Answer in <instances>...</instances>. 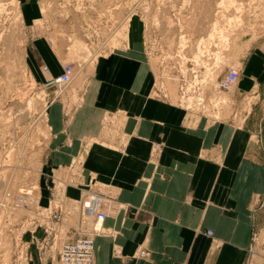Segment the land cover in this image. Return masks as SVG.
Wrapping results in <instances>:
<instances>
[{"label":"crops","instance_id":"0c3cea01","mask_svg":"<svg viewBox=\"0 0 264 264\" xmlns=\"http://www.w3.org/2000/svg\"><path fill=\"white\" fill-rule=\"evenodd\" d=\"M43 2L19 0L29 76L45 84L67 63L85 69L88 58L92 69L70 94H53L47 102L42 205L59 198L56 174L64 169L71 171L62 188L64 207L85 190L101 197L107 216L93 237V264H245L264 198V49L239 59L237 82L217 92L227 100L212 109L229 116L217 119L204 107L173 102L156 86L144 24L138 38L125 37L93 59L80 46L69 48L71 28L79 23L84 34L91 21L46 20ZM53 18L64 33L56 46L49 37ZM37 20H43V33ZM34 234L37 246L44 234ZM140 250L147 252L144 258L136 257ZM44 254L36 251L31 262L54 264Z\"/></svg>","mask_w":264,"mask_h":264},{"label":"rangeland","instance_id":"374dc122","mask_svg":"<svg viewBox=\"0 0 264 264\" xmlns=\"http://www.w3.org/2000/svg\"><path fill=\"white\" fill-rule=\"evenodd\" d=\"M221 1L44 0V5L40 9L46 20L49 17L63 19L65 16H73L91 21V25L87 26L84 34L79 28V23L71 28L72 32L69 37L74 39H70L69 48L72 50L80 46L82 50L87 51L88 57H93V59L101 52L117 48L125 37L129 41L131 37L138 38L142 24H144L143 43L146 59L155 74L156 86L166 90L173 102L179 100L183 105H190L198 111L201 107L196 105L197 100L199 97L206 96L208 88H211L208 85L215 86L217 78L221 77L225 67L233 66L238 69L239 59L246 52L259 48L264 49V0H226L225 3ZM127 16L129 19L126 18ZM235 16H240L239 20ZM54 18L53 31L49 37L52 44L56 46L55 44H58L59 41L63 43L64 33L59 30ZM94 22L95 25H93ZM36 23L40 33H43V20H37ZM134 23H136L138 31L131 28ZM214 23L217 25L215 26ZM218 29L224 31L226 38L220 37ZM131 31L133 35H131ZM211 32L219 34H214V38L209 39ZM26 34L19 9V0H0L1 198L8 188L7 180L10 177L8 168L11 163H15L14 160L17 158L16 154L18 156L20 148H23L24 144L28 142V145H25L27 148L24 146L22 154L24 159L21 155L23 160L19 161V169L23 170L21 171L23 175L21 174V178L12 187L14 190L8 188L11 198L6 207L12 208L3 209L0 212L2 214L0 218V236H2L0 237V264H33L31 257L36 251L39 252L41 246V243L38 244L39 247L33 246L31 242L35 239L34 233L41 230L40 227H36L37 229L33 232L32 223L40 224L42 222L38 214H40L41 208H45L40 198L39 181L43 171L44 146L49 140V132L44 122L45 113L42 114L41 111L54 93L47 90L43 84L36 83L26 70L24 65ZM77 37L82 41H76ZM198 44L199 46L202 44L199 53V50L196 49L199 47ZM203 48L205 49L203 50ZM196 55L199 57L196 58ZM88 57H82L85 58L82 60H86ZM89 59L86 61L85 69H77L71 83L60 93L63 98L90 74L92 63ZM181 76L187 84L185 98H180ZM197 83L202 86L206 84L204 88L207 89L199 91L193 89V84ZM54 89L55 87L52 88V90ZM214 96H217V93ZM219 99L226 101L227 97L223 95ZM219 99L216 98L217 102L214 100V103L209 105L206 102L204 108L208 109L209 115L213 118H226L229 116V112L222 115H215L216 113L212 112L214 107L219 106ZM40 116L43 118L41 119ZM2 164L10 165L4 166L7 169L3 170ZM70 173L69 169H64L56 174V190L59 196H62L61 201L65 196L62 190L65 187V181L70 183L68 181ZM31 186L35 188L32 189L34 192L30 198L33 202L28 203L24 209H13L14 199L20 188L25 189ZM58 201L59 198L55 199V204ZM261 203V220L256 226L249 258L245 264H264V198ZM64 204V219L59 227L60 240L54 244H51L50 241L48 245L42 244L41 249L45 253V257L50 256V259L53 257L54 264H58L55 250L67 239L65 233L67 232L68 235L74 233L73 229L69 232L67 227L77 223L76 200L68 198ZM27 246L28 248L24 249L27 252V260H24V255L22 258L18 257V250Z\"/></svg>","mask_w":264,"mask_h":264},{"label":"built area","instance_id":"2783aa9c","mask_svg":"<svg viewBox=\"0 0 264 264\" xmlns=\"http://www.w3.org/2000/svg\"><path fill=\"white\" fill-rule=\"evenodd\" d=\"M82 64H73L67 63L62 67L61 73L50 81L46 82L44 87L53 92L56 95H59L65 88L68 86L73 80L77 69H82ZM43 71H47V66L43 65L41 68ZM239 78V70L230 66L227 70L221 75L219 79H217V83L215 86L208 85L211 88H208L206 92V96L204 98H200L197 100L196 105L201 107V109L207 105L213 104L214 94L218 91L231 88ZM186 82L181 76L179 91L180 98H185L186 93ZM206 84H193V89H207L204 88ZM55 87L54 90L52 88ZM54 95V96H56ZM214 101V102H213ZM181 102V101H180ZM216 106V105H214ZM187 107H190L188 105ZM46 108V107H45ZM159 144H155L154 150H158ZM31 192L27 193L25 191H19L14 199V207L13 209L20 210L21 208L27 207V204L33 202L31 200ZM4 198L2 199V203H4V199L10 200L11 196L9 191H5L3 194ZM55 200H52L48 206L45 208H41L40 215L41 223L35 224L32 223L33 232L37 229L36 227H40L43 231L44 237L41 239V246L39 251L42 249L43 245H48V242L51 241V244L60 240L59 237V227L63 223L64 219V208L62 205L61 197L59 196L58 204H55ZM7 203V200L6 202ZM78 209H77V223L75 225H71V228L74 230L76 237L74 239H66L64 240L58 249L55 250L57 255V263L58 264H93V250L94 243L93 237L102 233V223L107 216V212L102 208V199L101 197L92 191L85 190L82 194L81 198L76 200ZM35 225V226H34ZM39 225V226H38ZM58 231V232H57ZM67 236V232L65 233ZM207 235H211V230H206ZM37 247H39L37 245ZM21 248L18 250V257L24 255V260H27V252L26 249ZM147 255V252L144 250H140L136 257L144 258Z\"/></svg>","mask_w":264,"mask_h":264},{"label":"bare ground","instance_id":"6f19581e","mask_svg":"<svg viewBox=\"0 0 264 264\" xmlns=\"http://www.w3.org/2000/svg\"><path fill=\"white\" fill-rule=\"evenodd\" d=\"M14 1V0H13ZM225 1L226 0H222L221 2H223V3H225ZM252 1V0H251ZM1 2H3V1H1ZM13 3V2H12ZM222 3V4H223ZM234 4V3H233ZM14 5V4H13ZM15 5H16V3H15ZM220 5H221V3H220ZM224 5V4H223ZM222 6V5H221ZM13 7V6H12ZM3 9V8H2ZM1 9V10H2ZM248 14V13H247ZM132 16H133V14H132ZM131 17V16H130ZM229 17V16H228ZM238 18V20H239V17L238 16H235V18ZM126 18H128L129 19V16H127ZM244 18H245V16H244ZM231 20V19H230ZM241 21H243V20H241ZM232 22V21H231ZM135 24L136 23H134V25L132 24V29L133 30H135V31H138V28L135 26ZM214 25L216 26L217 24L216 23H214ZM240 25V24H239ZM214 27V26H213ZM215 28H217V27H215ZM214 28V29H215ZM220 29H218V31H219ZM213 31H216V30H213ZM224 31L221 29V31H219V33H220V37H222V38H226V37H224L225 35H224V33H223ZM218 33V34H219ZM210 34V33H209ZM214 34H217V32L215 33H213V32H211V34L209 35L210 37H209V39L210 38H212L213 36H215ZM217 34V35H218ZM238 34V33H237ZM214 38V37H213ZM221 40V39H220ZM182 42V41H181ZM202 45V44H201ZM199 46V44H198V46L199 47H197L196 49H198L199 51H198V53L201 51V49H202V46ZM183 46H185L184 44H183ZM205 48H203V50H204ZM214 51V50H213ZM206 52V51H205ZM202 53V52H201ZM199 55V54H198ZM198 55H196V58H197V56ZM199 57V56H198ZM203 57V56H202ZM92 62V61H91ZM90 64V63H89ZM90 67V66H89ZM12 68V67H11ZM15 68V67H14ZM10 69V68H9ZM16 69V68H15ZM209 69V68H208ZM209 71V70H208ZM12 73H13V71H12ZM212 73V72H211ZM209 74H210V72H209ZM79 75V74H78ZM173 81V80H172ZM171 81V82H172ZM173 83V82H172ZM171 83V84H172ZM231 89V88H230ZM45 107L42 109V111H41V113L43 114V113H45ZM41 117V116H40ZM43 117H45V116H43ZM43 117H41V119L43 118ZM39 122V121H38ZM33 127V126H32ZM29 135V134H28ZM28 141V140H27ZM27 143V144H26ZM25 144H24V146L26 145H28V142H26ZM24 146H23V148L21 147L20 149V151H18L19 153H18V156H17V154H16V157L17 158H15L16 160H14L15 161V163H11V165L10 164H2V168H3V170L4 169H7L6 167H4V166H8V165H10L9 166V168H8V172H10V177H9V179L7 180V183H8V188H10V189H12V190H14L12 187L14 186V185H16V182H18V180L21 178V174L23 175V172L21 173V171H23V170H21V169H19V167H20V163H19V161H20V159H22V157H21V155L23 154V150H24ZM25 146V147H26ZM27 148V147H26ZM23 156V155H22ZM21 157V158H20ZM14 159V158H13ZM23 159H24V156H23ZM22 159V160H23ZM2 160V159H1ZM22 165V164H21ZM23 168V167H22ZM6 172V171H5ZM7 172V173H8ZM1 173V172H0ZM26 175V174H25ZM7 177V176H6ZM12 178V181L10 182V179ZM7 179V178H6ZM6 179H5V181H6ZM1 180V179H0ZM9 182H10V184H9ZM3 185V184H2ZM6 187V188H7ZM6 189L5 191H10V189ZM1 189V188H0ZM32 189H35L34 188V186H31L30 188H20V190L19 191H25V192H27V193H29V192H31V194L34 192V191H32ZM4 198V196H2V198L0 197V212H1V210L3 211V209L5 210L6 208H7V210H8V208H12V207H6L7 205H8V199H4V203H2L1 201H2V199ZM6 200H7V203H5L6 202ZM58 204V203H57ZM24 209V208H23ZM6 210V211H7ZM3 214H4V212H2ZM1 214V213H0ZM4 216V215H3ZM2 217V214H1V216H0V218ZM104 229V228H103ZM0 237H2V236H0Z\"/></svg>","mask_w":264,"mask_h":264}]
</instances>
